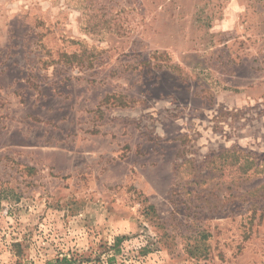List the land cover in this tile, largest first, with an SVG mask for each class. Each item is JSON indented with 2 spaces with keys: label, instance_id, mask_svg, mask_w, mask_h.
<instances>
[{
  "label": "rangeland",
  "instance_id": "1",
  "mask_svg": "<svg viewBox=\"0 0 264 264\" xmlns=\"http://www.w3.org/2000/svg\"><path fill=\"white\" fill-rule=\"evenodd\" d=\"M0 264H264V0H0Z\"/></svg>",
  "mask_w": 264,
  "mask_h": 264
}]
</instances>
